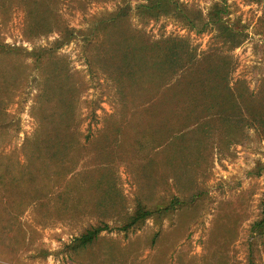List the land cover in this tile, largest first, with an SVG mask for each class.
Segmentation results:
<instances>
[{"label": "rangeland", "instance_id": "obj_1", "mask_svg": "<svg viewBox=\"0 0 264 264\" xmlns=\"http://www.w3.org/2000/svg\"><path fill=\"white\" fill-rule=\"evenodd\" d=\"M143 2L0 0V264H264L262 3L227 2L230 98L163 44L200 60L218 31Z\"/></svg>", "mask_w": 264, "mask_h": 264}, {"label": "trees", "instance_id": "obj_2", "mask_svg": "<svg viewBox=\"0 0 264 264\" xmlns=\"http://www.w3.org/2000/svg\"><path fill=\"white\" fill-rule=\"evenodd\" d=\"M262 3L263 6V16L261 18V21L264 22V0H253ZM228 0H220L215 2L209 9V11L206 14V17H204L202 11L197 10L193 11L190 9H187L188 5L185 6L178 5L177 3L173 2L172 0H145V2L141 3L139 5V8L141 7V16L147 17L151 19H157L160 17L161 14L168 13L170 10H177V13H179L182 17V21L184 23H187L188 25L192 26L193 28H198L199 32H202L205 30L207 26H211V28H215L218 31L217 38L220 39L219 41V47L214 48V50L210 52H205L202 59H195L193 54L190 55L188 60L184 59L183 53L179 52V49L175 45L176 43L186 44V42L183 39L177 40V39H166L163 44H173L169 47V54H167V60L177 65L175 68V71L179 69H183L185 72V78L186 75L190 77L189 80H187L191 87H198L199 84L204 88V86L209 82L212 81L210 78L217 80L218 83H226V91L229 97L233 95H239L240 93L236 91V84L232 85L231 87L228 85L229 79H231L232 75V61L233 57L231 52L235 50L237 47L241 46L243 44L244 40V33L241 29L236 30L234 26L236 24H233L232 26L229 23V20L226 19L227 15L230 14L229 11V5ZM122 16L120 15V11H118V14L116 17ZM202 16V17H201ZM114 20V19H113ZM161 42H155L154 46H158V44ZM160 60H164L163 56L159 57ZM207 59V61L210 63V66L203 70L198 66H195L198 62H203ZM201 68L202 70L199 72L197 68ZM176 73V72H175ZM233 83V82H232ZM195 88V89H196ZM192 90V88H190ZM184 98H186L184 96ZM216 106V104H215ZM232 109L234 105L232 104ZM210 108V106H207V110ZM150 212L145 213L143 216L149 215ZM108 227H94L91 229H88L85 233H83L79 237V241L82 245H88L91 243L103 230H105Z\"/></svg>", "mask_w": 264, "mask_h": 264}]
</instances>
